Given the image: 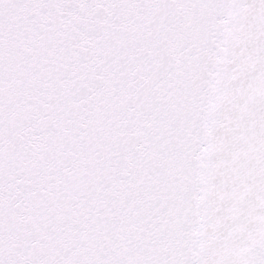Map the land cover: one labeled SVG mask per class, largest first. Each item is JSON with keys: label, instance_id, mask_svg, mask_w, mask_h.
Instances as JSON below:
<instances>
[{"label": "snow or ice", "instance_id": "obj_1", "mask_svg": "<svg viewBox=\"0 0 264 264\" xmlns=\"http://www.w3.org/2000/svg\"><path fill=\"white\" fill-rule=\"evenodd\" d=\"M0 264H264V0H0Z\"/></svg>", "mask_w": 264, "mask_h": 264}]
</instances>
